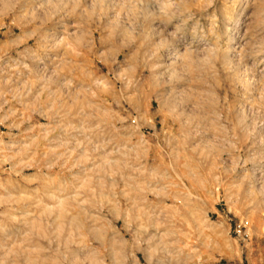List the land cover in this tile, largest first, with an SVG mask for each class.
Returning <instances> with one entry per match:
<instances>
[{"label": "rangeland", "instance_id": "374dc122", "mask_svg": "<svg viewBox=\"0 0 264 264\" xmlns=\"http://www.w3.org/2000/svg\"><path fill=\"white\" fill-rule=\"evenodd\" d=\"M0 264H264V0H0Z\"/></svg>", "mask_w": 264, "mask_h": 264}, {"label": "built area", "instance_id": "2783aa9c", "mask_svg": "<svg viewBox=\"0 0 264 264\" xmlns=\"http://www.w3.org/2000/svg\"><path fill=\"white\" fill-rule=\"evenodd\" d=\"M239 232L242 233V230L240 229Z\"/></svg>", "mask_w": 264, "mask_h": 264}]
</instances>
